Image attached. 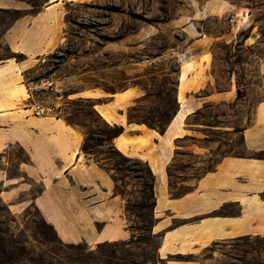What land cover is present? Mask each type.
Returning a JSON list of instances; mask_svg holds the SVG:
<instances>
[{
  "label": "rangeland",
  "instance_id": "obj_1",
  "mask_svg": "<svg viewBox=\"0 0 264 264\" xmlns=\"http://www.w3.org/2000/svg\"><path fill=\"white\" fill-rule=\"evenodd\" d=\"M17 1L30 12L45 2ZM60 4L65 10L60 44L26 77L38 103L54 106L59 116L78 124L92 157L112 169L122 199L117 224L129 235L99 246L64 242L34 206L8 207L2 191L9 186L0 181V264H264V235L215 240L163 258L164 234L154 229L155 201L147 168L111 153L107 121L92 107L108 99L104 96L134 87L143 96L128 115L135 122L165 127L178 107L180 71L202 68L206 60L212 88L233 87L238 101L207 103L192 118L213 127L204 129L211 149L202 155L179 149L170 166L172 193L188 191L222 156L245 152L241 134L235 131L251 123L264 102V0H61ZM27 10L0 7V60L24 57L12 53L5 33ZM197 58L200 64L192 62ZM51 85L53 90L48 89ZM85 89H98L103 97H79ZM231 128L235 131H228ZM24 163L29 157L19 144L0 154L7 183L21 180L31 186L17 200L43 188L25 174Z\"/></svg>",
  "mask_w": 264,
  "mask_h": 264
},
{
  "label": "crops",
  "instance_id": "obj_2",
  "mask_svg": "<svg viewBox=\"0 0 264 264\" xmlns=\"http://www.w3.org/2000/svg\"><path fill=\"white\" fill-rule=\"evenodd\" d=\"M60 2L45 0L30 12L17 0H0V7L27 10L13 20L5 33L12 53L24 57L0 60V154H5L10 145L19 144L29 157L22 170L43 184L37 195L17 200L31 186L21 180L7 183L1 169L0 181L9 186L2 191V197L11 209L34 205L64 242L92 246L129 235L117 224L116 219L122 216V199L115 192V181L94 158L83 153L85 135L78 125L68 123L62 116L33 115V105L39 101L26 77L60 44L65 15ZM192 62L200 64V58ZM212 85L206 60L202 68L196 66L186 73L181 70L176 90L178 107L163 133L129 120L128 109L143 96L137 88L104 96L108 99L93 105L108 123L124 128L113 139L114 146L147 162L156 176L154 229L164 234L160 248L163 258L191 252L215 240L264 235V102L251 123L240 131L228 130L241 134L244 153L222 156L188 191L171 194L170 166L176 152L188 148L202 155L211 149L204 129L213 126L192 118L207 103L228 105L238 101L235 88L224 91ZM48 89L54 88L51 85ZM81 93L79 97L86 99L103 97L98 89Z\"/></svg>",
  "mask_w": 264,
  "mask_h": 264
},
{
  "label": "trees",
  "instance_id": "obj_3",
  "mask_svg": "<svg viewBox=\"0 0 264 264\" xmlns=\"http://www.w3.org/2000/svg\"><path fill=\"white\" fill-rule=\"evenodd\" d=\"M18 16H20V15H18ZM18 16H16V18H17ZM14 56L17 57L16 55H14ZM90 100H91V99H90ZM93 105H94V104H93ZM93 105H92V107H93ZM95 112H96V111H95ZM128 118H129L130 121L135 122V120L133 119V117H131L130 115H128ZM67 121H68V123H70V124H72V125H78V124L74 123L73 121H70V120H67ZM139 123H145V124L148 125L149 127H152V128H154V129H157L160 133H163V132L165 131L167 125H168V124H167L165 127H164V126H154V125H151V124L147 123L146 121H141V122H139ZM105 125H106V126L108 127V129L111 131V133H110V137H109V139H108V142L110 143V146H111V148H112V152H111V153L114 154V155H117V156L121 157V158L124 159V160H127V161H134V160H135L138 164H143V165L146 166V168H147V172H148L147 174H148V176H149L150 179H151V183L149 184L150 194H151L152 199H154V201H155L154 187H155V183H156V176H155L154 173L152 172L150 166L148 165L147 162H145V161H143V160H141V159H135V158H130V157L125 156L122 152H120V151L114 146V144H113V139H114L115 137L119 136L120 134H122L123 131H124V128H123L122 126H120V125H118V124H113V125H112V124H109V123H107V122H105ZM78 126H79V125H78ZM99 141H103V140H99ZM82 151H83L87 156H90L91 158H94V157H92L91 153L89 152V148L87 147L86 142H84V144L82 145ZM94 159H95V161H96L98 164H100L104 169H106V170L110 173V175L112 176V178H113L114 181H115V192H116L117 194H119V192H118V185H117L118 181H117L115 175L112 174V169H111L109 166H107V164L103 163V160H102V159H99V158H94ZM170 178H171V174H170ZM2 185H3V184H2ZM170 186H172L171 182H170ZM172 189H173V187H170L171 194L174 195V193H172ZM0 193H1V192H0ZM174 196H177V195H174ZM7 206L9 207V205H7ZM32 206H34V205H32ZM34 207H35V206H34ZM154 207H155V204H154ZM153 215H154V214H153ZM100 244H101V243H100ZM100 244H98V246H99ZM89 249H90V248H89ZM96 264H98V263H96Z\"/></svg>",
  "mask_w": 264,
  "mask_h": 264
},
{
  "label": "built area",
  "instance_id": "obj_4",
  "mask_svg": "<svg viewBox=\"0 0 264 264\" xmlns=\"http://www.w3.org/2000/svg\"><path fill=\"white\" fill-rule=\"evenodd\" d=\"M33 115L35 116H59L60 113L52 105L35 103L33 105Z\"/></svg>",
  "mask_w": 264,
  "mask_h": 264
},
{
  "label": "bare ground",
  "instance_id": "obj_5",
  "mask_svg": "<svg viewBox=\"0 0 264 264\" xmlns=\"http://www.w3.org/2000/svg\"><path fill=\"white\" fill-rule=\"evenodd\" d=\"M110 119V117H108Z\"/></svg>",
  "mask_w": 264,
  "mask_h": 264
}]
</instances>
